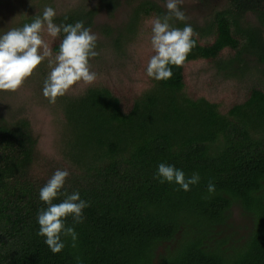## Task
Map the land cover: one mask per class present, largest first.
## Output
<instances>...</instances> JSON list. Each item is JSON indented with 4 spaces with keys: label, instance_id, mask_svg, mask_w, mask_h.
<instances>
[{
    "label": "trees",
    "instance_id": "1",
    "mask_svg": "<svg viewBox=\"0 0 264 264\" xmlns=\"http://www.w3.org/2000/svg\"><path fill=\"white\" fill-rule=\"evenodd\" d=\"M120 3L98 0L90 7L80 0L66 10L53 0H0V9L12 7L0 34L52 7L57 25L83 21L107 41L96 42L92 59L106 62L99 55L106 47L127 58L142 23L166 10L151 0L134 1L118 28L94 27L100 11L110 16ZM171 23L183 28L187 22ZM187 24L198 36L184 65L206 61L222 80L246 85L241 103L221 111L204 98L190 99L184 65L172 66L169 80L150 78L128 111L106 87L86 88L55 102L60 119L53 159L40 155L29 122L9 93L0 92V264H264V0H228L203 26ZM63 36L55 38L53 55ZM48 71L44 65L36 74V96L44 102ZM160 163L186 178L198 173L199 183L187 192L160 183L154 178ZM56 170L70 173L65 189L90 206L83 223L67 221L78 234L76 247L62 237L64 249L53 254L38 235L37 216L46 208L40 189ZM233 209L250 224L241 239L223 230Z\"/></svg>",
    "mask_w": 264,
    "mask_h": 264
},
{
    "label": "clouds",
    "instance_id": "2",
    "mask_svg": "<svg viewBox=\"0 0 264 264\" xmlns=\"http://www.w3.org/2000/svg\"><path fill=\"white\" fill-rule=\"evenodd\" d=\"M181 3L182 0H165L166 14L151 21L150 44L154 55L148 61L146 75L156 81L171 79L172 66L182 67L196 46L194 37L198 33L190 24L179 28L171 23L173 20H187L179 6ZM55 16V10L46 7L42 16L35 17L32 22L0 34V92H17L46 59L50 72L42 93L50 103H55L57 98L65 96L78 84L90 86L96 82L97 73L91 70L90 60L98 55V37L85 27L83 21L57 25ZM45 33L51 38L64 34L55 55L44 38ZM69 175L67 170H56L39 192L46 208L38 212V235L45 238V244L53 254L64 249L62 237L70 238L72 247H76L78 234L74 227L67 226V221L70 217L73 224L83 223V210L90 206L80 198L79 192H67L65 184ZM154 178L160 183L174 182L185 192L200 180L198 173L186 178L183 170L165 163L158 165ZM208 191L214 193L215 185L209 183ZM58 200L60 202H56Z\"/></svg>",
    "mask_w": 264,
    "mask_h": 264
},
{
    "label": "rangeland",
    "instance_id": "3",
    "mask_svg": "<svg viewBox=\"0 0 264 264\" xmlns=\"http://www.w3.org/2000/svg\"><path fill=\"white\" fill-rule=\"evenodd\" d=\"M4 1L7 2L9 0ZM79 1L53 0L54 6L56 5L58 8L66 6V10L76 6ZM119 1L121 2L119 8L110 16L99 10L100 12L94 22L95 28H100L101 26L118 28L117 26L123 23L127 17V13L130 11V4L140 0ZM151 1L166 10L165 0ZM87 2L90 7H93L97 5L98 0H87ZM227 4L228 0H182L179 6L187 17V23H193L197 27H201L214 12L223 10ZM0 10V29L3 30L10 23L12 7L7 5L1 7ZM152 19L145 20L142 23L138 35L129 44L126 54L127 58L112 55L107 47L101 49L99 55L100 57L103 56L106 62L104 60V63L95 59L90 60L91 70L97 73L96 82L90 86L78 84L67 94L77 96L86 88L106 87L114 96L119 98L124 111H128L133 99L151 84V79L146 75V67L150 57L154 55L150 44ZM254 23L251 20V24L254 25ZM97 37L98 45L103 42L107 43L100 35H97ZM44 38L50 43L52 49L56 44L55 38L48 37L46 33ZM44 65L49 68L47 59L38 66L34 74L25 81L17 92L8 93L15 100L16 105L14 107L29 122L32 134L37 137L40 155L56 159L55 147H59L56 138L57 125L60 115L55 108V103L44 102L41 96H36L38 87L36 85L38 84L36 74ZM183 77L184 93L187 97L190 99L204 98L211 103H216L221 111L241 103L246 98V85L237 81L222 80L216 75L209 62L197 61L184 65ZM35 96L36 98H34ZM30 98L33 99L31 102L28 101ZM6 101L8 102L9 100L6 99ZM41 169L42 166H39L38 172ZM227 225L223 229L225 234H232L235 239L243 238L250 228L249 221L241 217L236 209L231 211Z\"/></svg>",
    "mask_w": 264,
    "mask_h": 264
}]
</instances>
